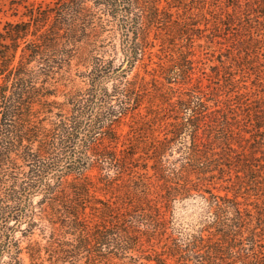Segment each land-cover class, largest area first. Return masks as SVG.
I'll list each match as a JSON object with an SVG mask.
<instances>
[{
  "label": "trees",
  "instance_id": "trees-1",
  "mask_svg": "<svg viewBox=\"0 0 264 264\" xmlns=\"http://www.w3.org/2000/svg\"><path fill=\"white\" fill-rule=\"evenodd\" d=\"M88 1L92 2L90 6L86 5ZM165 1L166 7H161L160 0H60L54 7L30 13L33 28L30 20L6 21L5 33L11 44L0 41V264H49L38 259V249L32 242L26 245L31 260L25 263L20 240L11 233L16 227L24 236L32 233L38 225L36 214L52 224L50 237L57 242L56 247L50 243L48 251L49 258L54 259L52 264H131L137 260L133 252L139 247L137 236L127 228L130 220L152 234L165 232L161 220L147 212L94 225L82 215L90 187L87 168L97 162L101 168L119 173L124 167L113 150L97 145L104 138L113 141L117 137L115 124L140 104L141 88L127 78L126 71L143 54V33L151 25L172 27L191 45L195 41L191 31L201 30L203 19L212 18L218 30L234 28L241 21L249 31L264 35V0ZM118 15L124 28L126 67L120 63L111 69L112 60L97 56L85 74V89L67 93L63 102L51 99L54 89L50 79L69 64L78 42ZM110 70L117 75L112 86H99V78L110 75ZM186 94L177 101V113L169 129L172 137L164 144L170 146L169 141L176 140L182 146L184 162L203 172L210 160L201 154L199 130L208 105L201 96ZM54 107L58 108L54 118L41 115ZM72 173L74 176L68 179ZM103 179L110 181L108 172ZM34 192L41 193L40 213L28 207L27 199ZM231 205L240 213L235 202ZM22 222L24 226L20 227ZM57 222L72 234L70 239L55 237ZM220 230L222 235L208 243H203L202 233L194 236L190 247L173 239L169 253L195 264H264V254L255 251V241L243 245L231 224ZM145 258L150 259L149 255ZM154 259L166 264L160 256Z\"/></svg>",
  "mask_w": 264,
  "mask_h": 264
},
{
  "label": "rangeland",
  "instance_id": "rangeland-1",
  "mask_svg": "<svg viewBox=\"0 0 264 264\" xmlns=\"http://www.w3.org/2000/svg\"><path fill=\"white\" fill-rule=\"evenodd\" d=\"M59 1L0 0V41L11 44L5 33L6 21L30 20L33 28L30 13L35 15L38 9L54 7ZM160 5L166 7V1L160 0ZM199 27L201 30L191 31L195 39L192 45L178 37L172 27L151 25L145 29L144 52L126 71L127 78L141 88L140 104L115 124L117 137L113 141L104 138L97 145L113 150L123 170L115 173L97 162L86 170L90 187L82 215L91 225L139 212L157 216L164 225L165 232L152 234L136 221L128 222L127 228L137 236L139 247L133 252L137 260L131 264H159L156 256L164 258L166 264H195L169 253L173 239L190 247L202 233L203 243L212 242L222 235L220 229L225 224H231L243 245L250 246L253 240L255 251L264 254V35L249 31L241 21L234 28L218 30L212 18L203 19ZM123 29L118 15L84 35L69 64L50 79L54 89L50 98L63 102L67 93L85 89V74L97 56L112 60L111 69L120 63L126 67ZM109 72L99 78V86H112L117 75ZM186 93L201 96L208 105L199 130L201 154L210 160L203 172L184 162L182 146L176 140H170V146L164 144L172 137L169 129L175 120L177 101L186 98ZM57 110L54 107L41 115L52 119ZM107 172L109 182L103 179ZM73 176L69 174L68 179ZM40 197V192H34L27 199L28 207L33 206L36 213H40ZM35 219L38 225L29 235H22L18 227L11 233L20 240L25 263L31 260L26 245L32 242L38 249V259L52 264L50 243L57 246L50 237L52 224L37 214ZM55 224V237L71 238L63 225Z\"/></svg>",
  "mask_w": 264,
  "mask_h": 264
}]
</instances>
